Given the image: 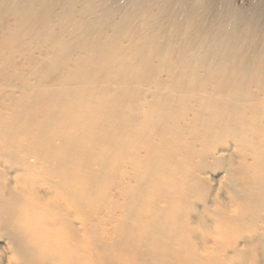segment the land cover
<instances>
[{
  "label": "rangeland",
  "instance_id": "1",
  "mask_svg": "<svg viewBox=\"0 0 264 264\" xmlns=\"http://www.w3.org/2000/svg\"><path fill=\"white\" fill-rule=\"evenodd\" d=\"M45 136L84 153L73 169L100 201L72 259L100 264L139 217L138 239L165 222L196 264H256L243 242L256 251L264 226V0H0V193L22 180L34 237L33 188L57 186L23 144ZM12 247L0 230V264Z\"/></svg>",
  "mask_w": 264,
  "mask_h": 264
},
{
  "label": "bare ground",
  "instance_id": "2",
  "mask_svg": "<svg viewBox=\"0 0 264 264\" xmlns=\"http://www.w3.org/2000/svg\"><path fill=\"white\" fill-rule=\"evenodd\" d=\"M73 92H75V90ZM17 127L18 126H16V129ZM12 128H14V125L12 126ZM9 133H13V131ZM39 138H36L35 140L32 139L26 144H23L21 142V144H23L24 150L27 148L24 151L26 153V157H33L37 161L41 162L42 165L46 164V160H50L48 166L43 167L42 170H45L50 175V178L47 181L50 187L52 188L53 186H57V188L53 190L52 195L50 194L51 197H41L40 192L36 190V188H33V195L35 196L33 200L34 202L37 201L39 203L35 205L33 210H43V214L38 215V219L40 221V226L38 225L39 234L37 237H34L28 235L27 229L19 227L20 219L30 208L27 204L28 199L26 200V197L23 196V193L17 187L19 186L18 183L22 182V180H19V182L16 178V185L11 186L10 184L5 183L3 186H1L0 230H2V234H4L13 243L12 248L15 251L13 252L15 256L14 260L11 262L9 261L10 263L8 264H87V261L85 259L83 261L79 260L80 258L77 257L75 259H72L73 257L71 254L75 252V249L78 250L85 248V240L81 238L83 233L82 229L87 231L89 227V224H87V220L94 217L95 214L101 213L99 212L101 209L99 205L100 201H94L97 200V198H95V195L91 196V194L87 193L88 190H86L87 181H85L83 174L88 175V171H86V168L82 165H80L77 171H74L73 169L72 163L76 164L79 159H81L83 163L84 153H82L81 155H77L75 153L71 154V148L63 147L62 152L57 156L59 149L52 148L49 145L47 141L48 136H45L41 140H39ZM30 146L36 147V149H38V152L33 150V148H31ZM89 152L90 150L88 151V153ZM10 153H12V150ZM14 154H16V151ZM6 160L9 159L7 158ZM18 161L20 162L21 159H19ZM11 163L12 162H10V166H12ZM23 163H21V166H23ZM29 164L32 166L31 163ZM14 165H17V163ZM30 165H28V167H30ZM25 168L29 169L27 167ZM261 182L264 183V179H261ZM25 185H28V183H26ZM35 186L36 184L34 185V187ZM96 188L94 190L95 192L97 190ZM139 192H137L136 196H131L130 202L135 204L137 201H141ZM143 193H145V191ZM169 200L170 199H168V202L171 201ZM102 201L103 200L101 199V202ZM86 202L90 206H93V209L90 212L91 214L89 215L90 217L82 215V211H84L87 207ZM104 203L105 202L101 203V207ZM95 204L98 206L95 207ZM169 204L171 205V203ZM127 208L128 210H130L129 206ZM33 214H36V211H33ZM74 217L76 220H79L77 218L81 217V219L79 220L80 227H78V229L74 227ZM130 218L131 217H128L127 219L122 220L118 225H115L118 226L116 228V231L120 234L117 238L113 239V241L116 240V242L110 245H107L109 243L100 245L102 246V248L100 247L102 255L97 254V258L98 256L102 258L100 264H196L193 258H188L184 254L183 248L179 242L181 241L180 238L182 237V235L173 232L172 236L170 230L171 228H169L165 222L159 229L154 232L155 234L161 231L162 234L160 236L162 237V239L145 238L142 240L136 237L138 236V231L136 228H139L140 226H134V222H136L139 217L131 219ZM164 218L166 221V217H162L160 220H163ZM24 220L28 219L25 217L23 221ZM247 231L250 232L251 230ZM255 231L256 229L254 230V232ZM246 234L248 236V232H246ZM252 237L253 236L251 235V238ZM253 242L254 245L256 244L257 246L256 248L254 246L256 251H252L253 248L251 247L252 249H250V246L245 243V240L243 242V246L245 247L243 249L249 252L247 260L250 255L255 254L256 264H264V226L262 234L258 232L257 236L253 238ZM135 246L138 248V251L135 250ZM238 247L239 246L234 245L235 254L239 252ZM170 250L172 251V255L165 256L166 252L170 253ZM255 258L253 260H255ZM92 260H94V262H92ZM245 263V261L242 262V264ZM89 264H95V259H93V257L90 258Z\"/></svg>",
  "mask_w": 264,
  "mask_h": 264
}]
</instances>
